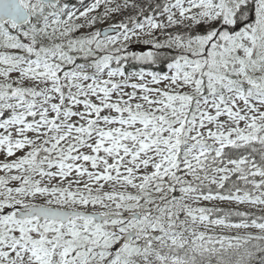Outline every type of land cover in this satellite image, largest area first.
<instances>
[{
    "label": "snow or ice",
    "instance_id": "snow-or-ice-1",
    "mask_svg": "<svg viewBox=\"0 0 264 264\" xmlns=\"http://www.w3.org/2000/svg\"><path fill=\"white\" fill-rule=\"evenodd\" d=\"M0 264H264V0H0Z\"/></svg>",
    "mask_w": 264,
    "mask_h": 264
}]
</instances>
